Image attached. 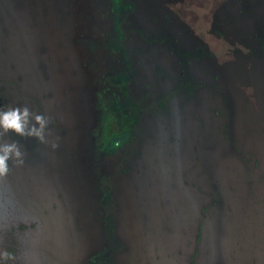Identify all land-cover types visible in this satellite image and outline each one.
Returning <instances> with one entry per match:
<instances>
[{
	"label": "rangeland",
	"instance_id": "rangeland-1",
	"mask_svg": "<svg viewBox=\"0 0 264 264\" xmlns=\"http://www.w3.org/2000/svg\"><path fill=\"white\" fill-rule=\"evenodd\" d=\"M16 107L48 124L0 128V264H264V0H0Z\"/></svg>",
	"mask_w": 264,
	"mask_h": 264
},
{
	"label": "trees",
	"instance_id": "trees-1",
	"mask_svg": "<svg viewBox=\"0 0 264 264\" xmlns=\"http://www.w3.org/2000/svg\"><path fill=\"white\" fill-rule=\"evenodd\" d=\"M123 92L124 81L119 79L116 83ZM113 83L104 85L98 93L99 101V141L102 145L115 144L117 138L129 133L136 123L135 106L126 104V107H116L118 105L113 99ZM113 87V88H112Z\"/></svg>",
	"mask_w": 264,
	"mask_h": 264
},
{
	"label": "clouds",
	"instance_id": "clouds-1",
	"mask_svg": "<svg viewBox=\"0 0 264 264\" xmlns=\"http://www.w3.org/2000/svg\"><path fill=\"white\" fill-rule=\"evenodd\" d=\"M33 118L34 123H32ZM47 124L48 121L44 115H35L33 117V114L27 107L23 109L16 107L8 111H0V128L5 133L12 131L20 136L36 137L43 142ZM10 158L15 159L18 164L23 163L22 153L15 143L6 144L0 149V177H4L8 173L7 161Z\"/></svg>",
	"mask_w": 264,
	"mask_h": 264
}]
</instances>
